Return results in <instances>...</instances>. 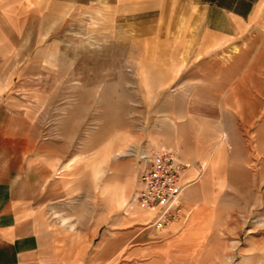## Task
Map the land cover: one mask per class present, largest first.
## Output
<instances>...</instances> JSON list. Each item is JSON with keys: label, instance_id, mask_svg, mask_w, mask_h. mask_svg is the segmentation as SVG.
Listing matches in <instances>:
<instances>
[{"label": "rangeland", "instance_id": "rangeland-1", "mask_svg": "<svg viewBox=\"0 0 264 264\" xmlns=\"http://www.w3.org/2000/svg\"><path fill=\"white\" fill-rule=\"evenodd\" d=\"M221 27L227 30L228 21L222 19ZM237 27L220 39L190 33L184 49L172 53L126 48L124 68L109 65L101 74L100 67L90 68L92 84L79 74L73 84L61 74L55 103L72 105L76 95L77 107L87 106V112L78 116L82 126L71 163L39 159L48 171L44 187L56 190L48 203L61 204L50 214L55 228L95 234L96 227L81 224L92 213L93 219H109L102 233L139 232L145 241L129 247L140 246L141 254L127 255L125 264H264V2ZM143 54L179 65L134 66ZM108 58L113 60L111 52ZM149 68L174 76L159 98L143 99L139 92ZM122 76L124 91L114 82ZM84 85L92 89L91 99ZM31 86V102L43 112L52 94L36 81ZM46 121L53 123V116ZM53 134L46 129L41 137L52 140ZM159 147L176 151L186 165L181 214L163 229L134 202L139 174ZM51 151L36 148L34 154ZM112 220L137 227H113Z\"/></svg>", "mask_w": 264, "mask_h": 264}, {"label": "crops", "instance_id": "crops-1", "mask_svg": "<svg viewBox=\"0 0 264 264\" xmlns=\"http://www.w3.org/2000/svg\"><path fill=\"white\" fill-rule=\"evenodd\" d=\"M262 2L0 0V264H125L127 255H140V246H129L132 242L141 244L144 236L139 232L135 235L134 230L102 233V228L109 226L108 218L93 219L91 213L81 223L96 227L95 234L92 230L66 233L50 222V214L59 212L61 204L48 203L56 190L44 187L48 171L45 165H39V159L71 163V147L82 126L78 116L87 112V106L77 107L76 95L72 105L55 103L61 74H67L73 84L78 74L84 84H92L90 68L100 67V74L109 65L124 68L126 48L172 53L184 49L190 33L220 39L232 34V29L237 32V26L250 20ZM222 19L228 21L227 30L221 27ZM143 55V59L134 61V66L179 65L173 59ZM159 71L143 70L141 81L145 85L139 90L143 99L161 97L165 86L173 81L170 70L169 74ZM35 81L52 94L43 112L36 101L31 102L29 89ZM114 82L124 91L123 76ZM86 85L82 89L91 99L92 89ZM70 87L76 93L77 85ZM85 98L84 93L81 99ZM50 115L53 123L46 121ZM46 129L54 132L52 140L41 137ZM46 147L52 148L50 154H34L36 148ZM116 202L122 205L123 195ZM112 222L113 227H137L135 222Z\"/></svg>", "mask_w": 264, "mask_h": 264}, {"label": "built area", "instance_id": "built-area-1", "mask_svg": "<svg viewBox=\"0 0 264 264\" xmlns=\"http://www.w3.org/2000/svg\"><path fill=\"white\" fill-rule=\"evenodd\" d=\"M186 165L177 152L159 147L153 150L138 178L134 202L152 213L155 225L165 228L181 214V179Z\"/></svg>", "mask_w": 264, "mask_h": 264}, {"label": "bare ground", "instance_id": "bare-ground-1", "mask_svg": "<svg viewBox=\"0 0 264 264\" xmlns=\"http://www.w3.org/2000/svg\"><path fill=\"white\" fill-rule=\"evenodd\" d=\"M121 199V198H120ZM122 200V199H121ZM123 201V200H122ZM146 216L147 219H149L152 216V213L147 212L146 214H144Z\"/></svg>", "mask_w": 264, "mask_h": 264}]
</instances>
